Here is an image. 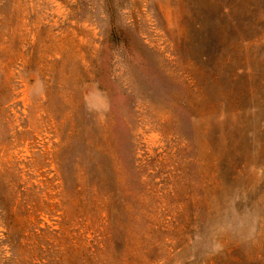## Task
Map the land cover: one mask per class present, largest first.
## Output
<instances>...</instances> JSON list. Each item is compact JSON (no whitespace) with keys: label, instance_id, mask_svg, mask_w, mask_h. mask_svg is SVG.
I'll return each instance as SVG.
<instances>
[{"label":"rangeland","instance_id":"rangeland-1","mask_svg":"<svg viewBox=\"0 0 264 264\" xmlns=\"http://www.w3.org/2000/svg\"><path fill=\"white\" fill-rule=\"evenodd\" d=\"M0 264H264V0H0Z\"/></svg>","mask_w":264,"mask_h":264}]
</instances>
